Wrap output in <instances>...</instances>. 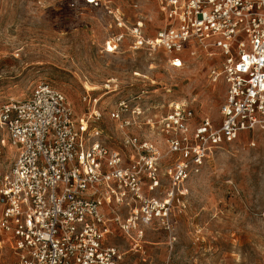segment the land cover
I'll list each match as a JSON object with an SVG mask.
<instances>
[{"label":"built area","instance_id":"obj_1","mask_svg":"<svg viewBox=\"0 0 264 264\" xmlns=\"http://www.w3.org/2000/svg\"><path fill=\"white\" fill-rule=\"evenodd\" d=\"M157 1L165 23L150 36L143 17L128 27L110 0H86L127 30L134 50L164 51L176 68L185 66L187 55L213 58L210 81L226 85L221 121L198 115L196 98L171 101L157 117L141 96L122 97L109 111L121 133V146L114 148L98 124L99 99L89 92L81 116L46 82L27 98L0 102V130L15 148L0 181V232L18 264H121L124 252L109 242L115 225L135 248L146 226L171 230L184 207L185 182L223 145L264 133V0ZM124 35L108 40L107 51ZM143 126L163 135L165 149L129 132Z\"/></svg>","mask_w":264,"mask_h":264},{"label":"rangeland","instance_id":"obj_2","mask_svg":"<svg viewBox=\"0 0 264 264\" xmlns=\"http://www.w3.org/2000/svg\"><path fill=\"white\" fill-rule=\"evenodd\" d=\"M110 4L124 12L128 27L146 19L150 36L165 23L157 0ZM121 32L125 35L118 47L107 51V41ZM126 32L103 6L86 0H0V102L27 98L36 84L46 82L62 91L81 116L89 92L99 99L103 118L98 124L114 148L121 146V133L109 111L122 97L141 96L139 102L152 105L157 117L168 112L171 101L196 98L198 115L221 121L226 85L210 81L213 58L187 55L185 66L176 68L164 51L132 49ZM86 83L99 88L90 90ZM129 132L165 149L157 131L152 134L143 126ZM0 149L1 181L15 156L5 130H0ZM182 197L184 207L173 216V228L146 226L140 251L131 249L132 239L115 225L112 241L125 251L121 264H264V133L249 132L223 145L185 182ZM0 264H18L2 232Z\"/></svg>","mask_w":264,"mask_h":264},{"label":"crops","instance_id":"obj_3","mask_svg":"<svg viewBox=\"0 0 264 264\" xmlns=\"http://www.w3.org/2000/svg\"><path fill=\"white\" fill-rule=\"evenodd\" d=\"M115 227V226H114ZM122 235V234H121ZM123 237H125V238H127L126 237V235L124 236V233H123V235H122ZM113 238L114 237H112V234H111V236L109 237V242L111 243V244H113V245H116V246H118L119 247V245L118 244H116V243H114L112 240H113ZM127 239H130V238H127ZM132 241V243H133V246H132V248L131 249H134V250H136V251H140L139 249H141L142 248V246L140 245L139 246V248L138 247H136L135 248V245H134V241L133 240H131ZM124 252V255H125V251H123ZM122 263V262H121Z\"/></svg>","mask_w":264,"mask_h":264},{"label":"bare ground","instance_id":"obj_4","mask_svg":"<svg viewBox=\"0 0 264 264\" xmlns=\"http://www.w3.org/2000/svg\"><path fill=\"white\" fill-rule=\"evenodd\" d=\"M109 50H111V52H113L114 51V46H113V44L112 43H110L109 44ZM87 85H86V87L88 88V89H90V90H96V89H98L99 87L98 86H96V85H91L90 83V85L88 84V83H86Z\"/></svg>","mask_w":264,"mask_h":264}]
</instances>
